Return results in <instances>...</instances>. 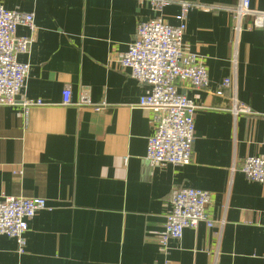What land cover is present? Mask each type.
Segmentation results:
<instances>
[{"label":"crops","instance_id":"obj_1","mask_svg":"<svg viewBox=\"0 0 264 264\" xmlns=\"http://www.w3.org/2000/svg\"><path fill=\"white\" fill-rule=\"evenodd\" d=\"M162 11L143 0H0L33 13L38 30L18 60L31 67L16 106L0 107V199L43 198L27 246L0 235V264H264V185L247 180L245 159L264 158V34L233 31L239 0H170ZM181 2L219 7L188 11L184 48L209 74L205 89L180 88L197 107L192 163L152 166L150 91L120 69L139 23L178 24ZM264 13V0H251ZM232 84L223 89L225 79ZM72 101L94 106H64ZM222 92V94H219ZM237 99L252 113L235 117ZM41 105L24 107V101ZM20 175L16 174L19 173ZM176 188L207 191L216 221L161 244Z\"/></svg>","mask_w":264,"mask_h":264},{"label":"built area","instance_id":"obj_2","mask_svg":"<svg viewBox=\"0 0 264 264\" xmlns=\"http://www.w3.org/2000/svg\"><path fill=\"white\" fill-rule=\"evenodd\" d=\"M142 2L143 0H139ZM152 10L160 12L168 7L170 0H147ZM251 0H239L232 8L220 9L230 13L233 31L236 36L244 31L258 30L264 34V13L251 9ZM181 12L176 17L178 24L171 26L160 16L138 24L134 39L120 61V69L150 91L138 103V108L151 113L155 133L148 140L147 161L152 165L187 166L192 163L195 144V113L197 107L181 86L205 89L210 85L208 70L199 57L187 53L184 36L187 30L188 11L192 7L203 10H217L219 7H206L181 2ZM27 27L34 35L38 30L33 13L9 11L0 6V107L16 106L26 91L31 67L19 62L21 55L29 53L34 41L31 37H18L19 26ZM232 80L227 78L222 88H228ZM222 94V92H219ZM26 108L41 105L37 101L21 102ZM64 106H94L89 100L79 103L72 101L69 87L63 91ZM103 106H94L101 110ZM231 113L237 117L248 115L252 110L234 99ZM248 181L264 185V158L248 157L242 167ZM20 175L19 173H16ZM211 195L207 191L192 188H176L171 194V213L167 216L165 235L161 244L181 240L186 229H196L200 223L208 228L215 227L209 214ZM47 209L43 198L4 197L0 199V235L16 241L19 253L27 246L26 235L30 221Z\"/></svg>","mask_w":264,"mask_h":264}]
</instances>
